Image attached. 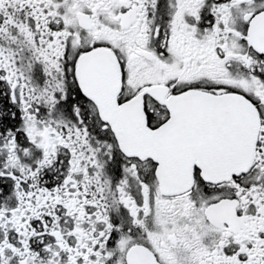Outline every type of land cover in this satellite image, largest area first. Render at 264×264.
<instances>
[{
    "label": "snow or ice",
    "instance_id": "6c2138e0",
    "mask_svg": "<svg viewBox=\"0 0 264 264\" xmlns=\"http://www.w3.org/2000/svg\"><path fill=\"white\" fill-rule=\"evenodd\" d=\"M0 264H264V0H0Z\"/></svg>",
    "mask_w": 264,
    "mask_h": 264
}]
</instances>
